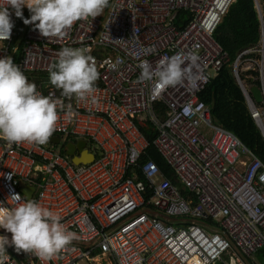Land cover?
Listing matches in <instances>:
<instances>
[{
  "label": "built area",
  "instance_id": "built-area-1",
  "mask_svg": "<svg viewBox=\"0 0 264 264\" xmlns=\"http://www.w3.org/2000/svg\"><path fill=\"white\" fill-rule=\"evenodd\" d=\"M234 1L109 0L100 15L76 21L63 38L43 37L28 24L14 45L12 15L0 56H11L41 94L60 97L76 113L69 121L61 110L44 145L0 141V204L9 206L13 194L26 199L23 189L33 188L30 199L77 234L49 259L29 252V264H89L95 250L112 264H264L255 258L264 249V164L213 122L210 105L200 99L229 67L264 140V6L252 0L257 42L230 61L213 34ZM64 46H86L94 57V99L61 97L50 84L48 65ZM178 52L199 56L203 79L195 86L185 82L161 92L154 81L139 80L140 60L155 66ZM251 86L260 90L259 103ZM139 126L153 132L151 144L174 182L152 160H142L150 142ZM66 140H84L94 160L73 163L56 148ZM7 254L3 264H23L24 251Z\"/></svg>",
  "mask_w": 264,
  "mask_h": 264
},
{
  "label": "clouds",
  "instance_id": "clouds-1",
  "mask_svg": "<svg viewBox=\"0 0 264 264\" xmlns=\"http://www.w3.org/2000/svg\"><path fill=\"white\" fill-rule=\"evenodd\" d=\"M108 3L109 0H0V44L10 38L12 15L21 18L24 26L33 24L43 37L63 38L76 21L100 15ZM25 7L31 13L28 18L23 17ZM21 34L22 30L17 39ZM198 61L199 56L193 52L162 57L155 66L142 59L138 63L139 80L154 81L153 86L161 92L185 82L195 86L203 79ZM47 71L50 84L61 90V97L94 99L99 73L86 46L60 48ZM61 110L69 121L76 115L70 103L41 94L11 56H0V141L6 147L17 143L46 144L56 129ZM67 142L76 141L61 143L64 154ZM7 204H0V229L8 234H0V264L10 260L6 246L49 259L76 239L77 234L64 227L59 214L39 202L13 194Z\"/></svg>",
  "mask_w": 264,
  "mask_h": 264
},
{
  "label": "trees",
  "instance_id": "trees-1",
  "mask_svg": "<svg viewBox=\"0 0 264 264\" xmlns=\"http://www.w3.org/2000/svg\"><path fill=\"white\" fill-rule=\"evenodd\" d=\"M264 6V0H260ZM28 10H24L25 18ZM264 20V12H263ZM24 26L23 20L17 18L14 29V41L16 43L18 36ZM259 22L253 6L252 0H235L229 7L222 21L214 31V39L227 52L229 60L232 61L237 51L243 47L257 42L259 35ZM14 61L17 56L14 57ZM255 84L257 82H254ZM200 99L210 105V116L216 124L233 132L244 146L264 164V140L259 129L250 117L245 99L235 83L229 67L222 68L219 73L212 78L205 90L201 93ZM141 132L150 142L144 157L145 160H152L158 167L161 175L170 178L174 182L171 170L166 161L157 152L151 144L154 134L148 126H139ZM205 224H209L204 221ZM9 252L14 254V246L9 248ZM258 259L264 262V249L258 253Z\"/></svg>",
  "mask_w": 264,
  "mask_h": 264
},
{
  "label": "water",
  "instance_id": "water-1",
  "mask_svg": "<svg viewBox=\"0 0 264 264\" xmlns=\"http://www.w3.org/2000/svg\"><path fill=\"white\" fill-rule=\"evenodd\" d=\"M254 101L256 103H259L261 101V94L260 90L257 86H251L249 89ZM214 104V101H211L210 106L212 107ZM52 141L54 144H57L59 141L58 136L52 137ZM86 142L84 140H78L76 142H67L65 145V154L72 157V161L75 164L80 163H90L94 160V155L89 152L86 148ZM24 194L26 199H30L31 192L33 188L25 187Z\"/></svg>",
  "mask_w": 264,
  "mask_h": 264
},
{
  "label": "bare ground",
  "instance_id": "bare-ground-1",
  "mask_svg": "<svg viewBox=\"0 0 264 264\" xmlns=\"http://www.w3.org/2000/svg\"><path fill=\"white\" fill-rule=\"evenodd\" d=\"M87 258L89 264H112L109 257L100 253L98 250L90 253Z\"/></svg>",
  "mask_w": 264,
  "mask_h": 264
},
{
  "label": "rangeland",
  "instance_id": "rangeland-1",
  "mask_svg": "<svg viewBox=\"0 0 264 264\" xmlns=\"http://www.w3.org/2000/svg\"><path fill=\"white\" fill-rule=\"evenodd\" d=\"M261 5H262V4H261ZM263 9H264V7H263ZM56 148H57V149H60L61 146H60V145H57ZM215 229L217 230V233H220V229H219V228H215ZM0 234H2V235H7V236H8L7 232H5L4 229H0ZM7 247H9V246H6V249H7L6 252H9V249H8ZM18 258H19V260H20L23 264H29V263H30V258H31V256H30L28 253H25V252H24V255L20 254ZM256 259H257V258H256Z\"/></svg>",
  "mask_w": 264,
  "mask_h": 264
},
{
  "label": "crops",
  "instance_id": "crops-1",
  "mask_svg": "<svg viewBox=\"0 0 264 264\" xmlns=\"http://www.w3.org/2000/svg\"><path fill=\"white\" fill-rule=\"evenodd\" d=\"M259 253V252H258ZM258 254H256V256H255V258H257V260H258V256H257ZM258 261H260V260H258ZM261 262V261H260ZM261 263H263V262H261Z\"/></svg>",
  "mask_w": 264,
  "mask_h": 264
},
{
  "label": "flooded vegetation",
  "instance_id": "flooded-vegetation-1",
  "mask_svg": "<svg viewBox=\"0 0 264 264\" xmlns=\"http://www.w3.org/2000/svg\"><path fill=\"white\" fill-rule=\"evenodd\" d=\"M59 142V141H58Z\"/></svg>",
  "mask_w": 264,
  "mask_h": 264
}]
</instances>
